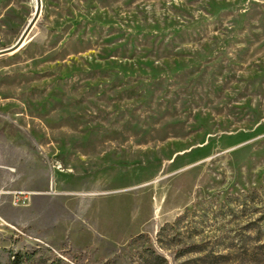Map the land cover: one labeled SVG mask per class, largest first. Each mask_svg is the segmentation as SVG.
Here are the masks:
<instances>
[{
    "label": "rangeland",
    "instance_id": "rangeland-1",
    "mask_svg": "<svg viewBox=\"0 0 264 264\" xmlns=\"http://www.w3.org/2000/svg\"><path fill=\"white\" fill-rule=\"evenodd\" d=\"M37 9L0 0V50ZM0 197V264H264V0H39Z\"/></svg>",
    "mask_w": 264,
    "mask_h": 264
},
{
    "label": "water",
    "instance_id": "water-1",
    "mask_svg": "<svg viewBox=\"0 0 264 264\" xmlns=\"http://www.w3.org/2000/svg\"><path fill=\"white\" fill-rule=\"evenodd\" d=\"M38 2V9L34 15V17L30 20V22L28 23L27 27L25 28L24 32L22 33V35L20 36L19 40L16 42L15 45H13L12 47H9L7 49H3L0 50V56L1 55H5L9 52H12L14 50H16L17 48H19L21 46V44L23 43V41L25 40V38L27 37L28 33L30 32L31 28L33 27L38 15H39V0H37Z\"/></svg>",
    "mask_w": 264,
    "mask_h": 264
},
{
    "label": "crops",
    "instance_id": "crops-1",
    "mask_svg": "<svg viewBox=\"0 0 264 264\" xmlns=\"http://www.w3.org/2000/svg\"><path fill=\"white\" fill-rule=\"evenodd\" d=\"M0 200H1V203H0V207L1 208H0V210L3 211V207H4V203H5L4 200L5 199L0 197Z\"/></svg>",
    "mask_w": 264,
    "mask_h": 264
},
{
    "label": "trees",
    "instance_id": "trees-1",
    "mask_svg": "<svg viewBox=\"0 0 264 264\" xmlns=\"http://www.w3.org/2000/svg\"><path fill=\"white\" fill-rule=\"evenodd\" d=\"M16 258H17V256L13 257L14 264H20V262H21L20 259L16 260Z\"/></svg>",
    "mask_w": 264,
    "mask_h": 264
}]
</instances>
